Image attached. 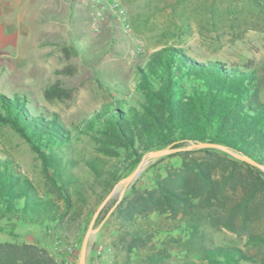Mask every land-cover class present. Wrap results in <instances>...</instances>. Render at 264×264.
<instances>
[{"label": "trees", "instance_id": "trees-1", "mask_svg": "<svg viewBox=\"0 0 264 264\" xmlns=\"http://www.w3.org/2000/svg\"><path fill=\"white\" fill-rule=\"evenodd\" d=\"M135 81L142 98L135 99L136 106L116 91L118 98L83 125V132L99 136V152L118 158L119 150L124 151L129 173L149 152L190 142L224 146L264 167V104L254 70L197 61L181 48L165 46L149 55ZM12 93H0V125L10 127L37 155L45 182L61 203L40 196L14 161L4 157L0 217L32 222L67 240L66 231L76 222L75 201L86 202L77 185L70 130L56 113L38 107L32 95ZM173 157L180 164L154 179L150 188L132 184L109 211L99 212L98 218L107 217L116 232L112 252L123 254L124 264H264V231L247 238L248 248L257 249L256 262L236 245L207 243L196 220H185L197 199L213 204L225 192L233 199L229 214L222 217L225 226L233 230L240 219L242 229L263 218L264 173L213 148L177 152L150 166ZM84 161L94 177H103L94 158ZM117 172L107 173L105 196L124 178ZM222 218L209 217L208 224L215 228ZM173 232L186 240L180 242ZM160 235L164 237L157 245L154 239ZM0 264L64 262L31 244L6 243L0 245Z\"/></svg>", "mask_w": 264, "mask_h": 264}, {"label": "rangeland", "instance_id": "rangeland-1", "mask_svg": "<svg viewBox=\"0 0 264 264\" xmlns=\"http://www.w3.org/2000/svg\"><path fill=\"white\" fill-rule=\"evenodd\" d=\"M32 1L33 12L39 7L38 0ZM91 1L59 0L37 13V24L32 25L36 40L32 56L27 59L32 65L28 71H11L0 79V93L12 95L13 88L18 87V92L32 95L38 107L56 113L70 130L77 185L86 200L75 201L76 222L68 227L67 240L32 222L0 217V245L31 244L64 264H79L81 244L95 211L113 192L100 210L109 211L129 187L124 188L120 180L105 196L107 173L118 169L117 174L124 178L131 174L125 168L124 151L119 150L118 158L99 152V136L83 132V125L93 113L118 98L116 91L129 104L137 105L135 99L142 98L135 91V78L151 53L173 46L197 61H218L225 67L254 70L259 79L258 99L264 104V0H120V12L102 9L94 22ZM4 157L14 161L40 196L57 202L41 174L37 155L10 127L0 125V158ZM85 158H94L95 167L104 174L102 178L94 177ZM154 161L145 163L132 184L150 188L154 179L180 164L179 157L150 166ZM224 196L213 204L197 199L187 210L185 220H196L207 243L236 245L258 262L257 249L248 248L247 238L250 233L264 231V217L248 222L242 229L239 219L233 230L228 228L222 217L229 214L233 199L226 192ZM98 216L85 264H124L123 254L111 249L116 232L110 220ZM214 216L222 218L215 228L208 224V218ZM171 236L180 242L186 240L180 232ZM163 237H156L155 243L158 245ZM98 248L101 255L96 253Z\"/></svg>", "mask_w": 264, "mask_h": 264}, {"label": "crops", "instance_id": "crops-1", "mask_svg": "<svg viewBox=\"0 0 264 264\" xmlns=\"http://www.w3.org/2000/svg\"><path fill=\"white\" fill-rule=\"evenodd\" d=\"M57 1L59 0H38L39 8L32 12V0H0V79L11 71H28L32 61L27 59L32 56V45L36 40L32 36V25L37 24V13L45 11ZM96 1L89 2L94 8L93 16L98 12L93 5ZM4 68L7 69L6 73ZM18 89L13 88L14 91Z\"/></svg>", "mask_w": 264, "mask_h": 264}, {"label": "water", "instance_id": "water-1", "mask_svg": "<svg viewBox=\"0 0 264 264\" xmlns=\"http://www.w3.org/2000/svg\"><path fill=\"white\" fill-rule=\"evenodd\" d=\"M204 148H213L216 149L220 152H222L223 154H227L229 156H231L232 158H235L236 160H239L241 162H245L248 165L260 170L261 172L264 173V167L261 166L260 164L252 161L251 159H249L248 157L237 153L233 150H230L224 146L221 145H217V144H208V143H197V142H190L185 146L182 147H178V148H164V149H160V150H156V151H152L149 152L148 154H146L145 156L142 157L140 163L138 164V166L135 168V170L133 172H131V174H129L127 177H125L124 179H122L120 181V184L124 186V188L126 186H130L132 185V183L134 182V180L137 178V176L141 173L144 165L146 162L150 161V160H155L170 154H174L177 152H181V151H192V150H198V149H204ZM124 190V189H123ZM123 192V191H122ZM121 192V193H122ZM113 195V192L110 193L105 199L104 201L101 203V205L98 207V209L95 211L93 219L91 221L90 226L88 227L82 244H81V248H80V252H79V257H78V263L79 264H85V259H86V255L88 253V242L89 239L91 237V235L93 233L96 232L97 229H93V223L95 218L98 216L100 210L102 209V207L105 205V203L108 201V199Z\"/></svg>", "mask_w": 264, "mask_h": 264}, {"label": "built area", "instance_id": "built-area-1", "mask_svg": "<svg viewBox=\"0 0 264 264\" xmlns=\"http://www.w3.org/2000/svg\"><path fill=\"white\" fill-rule=\"evenodd\" d=\"M84 1V0H83ZM93 5L97 8L98 12L95 14V17L93 18V22L95 19H97L102 9H107L111 12H120L121 11V4L120 0H97L93 3ZM97 255H101V249H97Z\"/></svg>", "mask_w": 264, "mask_h": 264}]
</instances>
